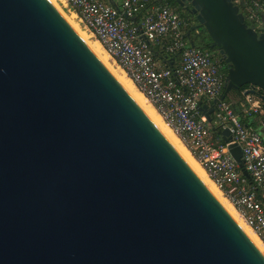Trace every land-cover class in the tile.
Returning a JSON list of instances; mask_svg holds the SVG:
<instances>
[{"label":"water","instance_id":"1","mask_svg":"<svg viewBox=\"0 0 264 264\" xmlns=\"http://www.w3.org/2000/svg\"><path fill=\"white\" fill-rule=\"evenodd\" d=\"M184 1L189 44L203 27L227 67L220 100L248 84L264 102V32L234 0ZM214 103L199 106L207 122ZM0 264H264L49 0H0Z\"/></svg>","mask_w":264,"mask_h":264},{"label":"built area","instance_id":"2","mask_svg":"<svg viewBox=\"0 0 264 264\" xmlns=\"http://www.w3.org/2000/svg\"><path fill=\"white\" fill-rule=\"evenodd\" d=\"M66 7L118 63L151 102L210 180L264 245V138L246 127L232 104L220 100L224 73L214 53L191 46L188 21L167 0H64ZM245 22L264 32V0H234ZM162 45L174 67L161 65L152 45ZM176 56V57H175ZM176 58V60H175ZM247 113L261 110L260 98L246 95ZM214 103L218 138L208 131L200 104ZM228 130V141L221 140ZM240 147L246 177L228 146Z\"/></svg>","mask_w":264,"mask_h":264},{"label":"bare ground","instance_id":"3","mask_svg":"<svg viewBox=\"0 0 264 264\" xmlns=\"http://www.w3.org/2000/svg\"><path fill=\"white\" fill-rule=\"evenodd\" d=\"M59 11L58 5L54 0H49ZM56 4H54V3ZM63 0V4H64ZM62 13V11H60ZM63 14V13H62ZM64 15V14H63ZM65 16V15H64ZM70 23L79 31V33L85 38L94 52L103 61V63L108 67V69L113 73V75L118 79V81L123 85V87L128 91V93L133 97V99L138 103V105L143 109V111L148 115V117L153 121V123L158 127L162 134L167 138L171 145L176 149V151L181 155L185 162L190 166V168L195 172L199 179L204 183V185L209 189L213 196L218 200V202L223 206V208L228 212V214L233 218L237 225L242 229V231L247 235V237L252 241V243L257 247V249L264 256V245L258 238V236L251 230L249 226L243 221V219L237 214L233 205L223 196L222 192L216 187V185L207 176L204 169L197 162V160L192 156L188 148H186L182 142L179 140L177 135L168 126L165 120L160 116V114L155 110L151 102L147 97L140 92L130 78L125 74V71L119 67H113L110 63L113 59L103 48L97 39L91 40L89 33L81 30L78 24L74 22V14L70 16H65ZM114 60V59H113ZM115 62V60H114ZM136 88L137 90H135ZM189 151V152H188Z\"/></svg>","mask_w":264,"mask_h":264},{"label":"trees","instance_id":"4","mask_svg":"<svg viewBox=\"0 0 264 264\" xmlns=\"http://www.w3.org/2000/svg\"><path fill=\"white\" fill-rule=\"evenodd\" d=\"M167 4L173 8L179 16L188 21V26L185 29V32H187L193 25L197 23V20L195 18V15L190 13L189 10L182 9L178 6V4L175 2V0H167ZM190 6V5H189ZM190 39L194 43V46L199 47L201 49L207 50L211 53H214L216 56V59L218 60V63L221 67L222 72L224 73V76L226 75L227 67L223 63V61L220 60V55L218 54L217 48H210L209 44L211 42V39L209 38L208 34L206 33L205 29L203 27H200L196 31H191L190 33ZM153 57L156 61H158L161 65L167 66V67H174L175 63H173L171 66L167 64V62H162V58L165 57V53L163 50V46L156 44L151 46ZM176 57V56H175ZM176 60V58H175ZM249 88V85H243L239 89H232L224 98L227 102H230L238 114L241 122L248 128H252L259 132L261 136L264 138V102H261V110L258 113H247L245 109L248 108L249 104L247 103L246 96L243 94L245 90ZM223 93V92H222ZM260 94L262 92L257 93H249L248 95L253 98H259ZM228 97H231V101L228 100ZM216 133V132H214Z\"/></svg>","mask_w":264,"mask_h":264},{"label":"rangeland","instance_id":"5","mask_svg":"<svg viewBox=\"0 0 264 264\" xmlns=\"http://www.w3.org/2000/svg\"><path fill=\"white\" fill-rule=\"evenodd\" d=\"M55 1V3L58 5V7H59V9H60V11H62V13L65 15V16H70L71 15V12H69V10H68V8L66 7V3L64 2V4H63V0H54ZM117 2L119 1V0H116ZM54 3V2H53ZM54 3V4H55ZM55 4V5H56ZM74 22H76L77 24H78V27L81 29V30H83V31H86L87 33H89L84 27H83V25L76 19V17L74 16ZM89 35H91V33H89ZM90 39L91 40H93V39H97V38H95L93 35H91V37H90ZM112 65H113V67L115 68H117V67H119L118 66V63L115 61L114 62V60L112 59L111 60V62H110ZM135 90H137L136 88H134ZM231 97H228V100H230L231 101ZM218 125H217V123H216V121H215V118L214 119H212L211 120V122L210 123H208V125H207V127H208V131H209V133L214 137V128L215 127H217ZM183 144V143H182ZM184 145V144H183ZM185 146V145H184ZM186 147V146H185ZM187 148V147H186ZM189 152V151H188ZM224 196V195H223ZM225 197V196H224Z\"/></svg>","mask_w":264,"mask_h":264},{"label":"flooded vegetation","instance_id":"6","mask_svg":"<svg viewBox=\"0 0 264 264\" xmlns=\"http://www.w3.org/2000/svg\"><path fill=\"white\" fill-rule=\"evenodd\" d=\"M175 2L178 4L179 7H181L182 9H185V10H189L190 9V6H189V3L184 1L182 3L178 2V0H175ZM260 92V91H259Z\"/></svg>","mask_w":264,"mask_h":264},{"label":"crops","instance_id":"7","mask_svg":"<svg viewBox=\"0 0 264 264\" xmlns=\"http://www.w3.org/2000/svg\"><path fill=\"white\" fill-rule=\"evenodd\" d=\"M220 135H221V134H220ZM218 136H219V133H218V131H216V133L214 134V139H215V138L217 139V138H218ZM220 138H221V140H222V135H221V137H220Z\"/></svg>","mask_w":264,"mask_h":264}]
</instances>
